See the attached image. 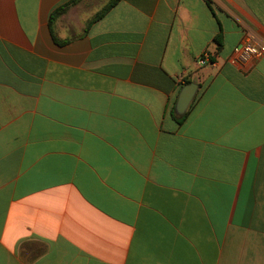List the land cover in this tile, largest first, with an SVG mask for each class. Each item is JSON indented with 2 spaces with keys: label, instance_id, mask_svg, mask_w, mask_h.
<instances>
[{
  "label": "crops",
  "instance_id": "1",
  "mask_svg": "<svg viewBox=\"0 0 264 264\" xmlns=\"http://www.w3.org/2000/svg\"><path fill=\"white\" fill-rule=\"evenodd\" d=\"M67 1L0 0V264H264V0Z\"/></svg>",
  "mask_w": 264,
  "mask_h": 264
},
{
  "label": "built area",
  "instance_id": "2",
  "mask_svg": "<svg viewBox=\"0 0 264 264\" xmlns=\"http://www.w3.org/2000/svg\"><path fill=\"white\" fill-rule=\"evenodd\" d=\"M264 57V44L247 41L238 46L233 54L234 62L246 64L257 61ZM213 58L209 51L203 53L199 58L200 65L213 64Z\"/></svg>",
  "mask_w": 264,
  "mask_h": 264
},
{
  "label": "trees",
  "instance_id": "3",
  "mask_svg": "<svg viewBox=\"0 0 264 264\" xmlns=\"http://www.w3.org/2000/svg\"><path fill=\"white\" fill-rule=\"evenodd\" d=\"M80 1L82 0H68L67 2L63 3L62 5L56 7L53 12L50 15V19H49V26L53 35V38L55 40L56 43L58 44H63L66 41L63 40H59L55 33H54V24L55 21L62 16L63 14H65L66 12H68V10L70 8H72L73 6L77 5ZM120 1L122 0H111L100 12H98L88 23V27L90 25H92L93 23L97 22L98 20L102 19L112 8H114ZM222 38V34L220 33L217 36V41L220 42ZM184 118V116H181L179 118V121H182Z\"/></svg>",
  "mask_w": 264,
  "mask_h": 264
},
{
  "label": "rangeland",
  "instance_id": "4",
  "mask_svg": "<svg viewBox=\"0 0 264 264\" xmlns=\"http://www.w3.org/2000/svg\"><path fill=\"white\" fill-rule=\"evenodd\" d=\"M111 0H82L77 5V9L79 10L81 20L87 17H91V19L100 12ZM76 6V5H75ZM89 19L86 22V26L88 25Z\"/></svg>",
  "mask_w": 264,
  "mask_h": 264
},
{
  "label": "water",
  "instance_id": "5",
  "mask_svg": "<svg viewBox=\"0 0 264 264\" xmlns=\"http://www.w3.org/2000/svg\"><path fill=\"white\" fill-rule=\"evenodd\" d=\"M198 88V85L196 83H190L189 85L185 86L180 94L179 102L177 105V111L180 114H183L186 112L187 108L191 104L195 92Z\"/></svg>",
  "mask_w": 264,
  "mask_h": 264
}]
</instances>
